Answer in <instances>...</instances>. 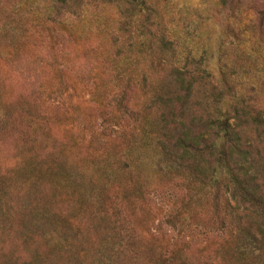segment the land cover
I'll return each mask as SVG.
<instances>
[{"label": "rangeland", "instance_id": "1", "mask_svg": "<svg viewBox=\"0 0 264 264\" xmlns=\"http://www.w3.org/2000/svg\"><path fill=\"white\" fill-rule=\"evenodd\" d=\"M218 1L175 0L174 13L191 31L197 17L212 13L214 27L201 31L218 39ZM238 1L228 64L264 108V0ZM40 12L38 2L20 10L0 2V264H251L220 239L212 204L193 209L179 229L167 218L172 201L154 193L170 190L168 179L157 182L146 166L111 165L102 124L112 115L88 103L95 74L100 95L114 83L108 62L99 69L108 46L102 55L88 24L83 32L93 31L77 39L49 30L36 19ZM53 43L65 46L66 65ZM191 44L195 53L203 46ZM137 124L124 128L125 143L143 155Z\"/></svg>", "mask_w": 264, "mask_h": 264}, {"label": "trees", "instance_id": "2", "mask_svg": "<svg viewBox=\"0 0 264 264\" xmlns=\"http://www.w3.org/2000/svg\"><path fill=\"white\" fill-rule=\"evenodd\" d=\"M4 1L19 10L38 2L40 25L63 36L77 39L95 30L102 55L108 46L99 69L108 62L114 83L100 95L95 74L88 103L112 115L107 126L102 124L106 145L113 144L111 165L130 171L146 166L157 182L168 179L170 190L154 193L172 201L167 218L179 229L193 209L212 204L220 239L233 241L251 264H264V108L233 78L226 49L236 36L230 23L240 2L218 1L223 34L214 39L212 32L201 31L214 27L213 14L197 17L191 31L192 23H182L183 13H174L175 0ZM87 24L94 28L84 33ZM196 40L203 46L195 53L191 42ZM58 43L51 50L66 65L67 50ZM135 122L146 139L143 155L140 145L132 149L125 143L124 128ZM112 209L117 217L119 206ZM198 231L207 232L206 238L210 234Z\"/></svg>", "mask_w": 264, "mask_h": 264}]
</instances>
